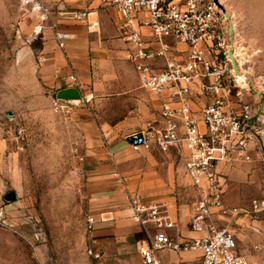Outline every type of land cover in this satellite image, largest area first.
Listing matches in <instances>:
<instances>
[{
	"label": "built area",
	"instance_id": "built-area-1",
	"mask_svg": "<svg viewBox=\"0 0 264 264\" xmlns=\"http://www.w3.org/2000/svg\"><path fill=\"white\" fill-rule=\"evenodd\" d=\"M101 8H113L120 16L121 38L129 51L140 88L160 105V120L128 135L130 148L171 153L183 162L184 175L194 191L189 229L198 237H183L179 222L168 207L126 187L130 218L146 242L139 248L142 264H175L173 254L197 253L200 264H264V240L243 252L237 234L219 229L218 222L240 211L227 204V177L220 164L252 163L254 154L264 164L263 83L252 82L243 70L238 25L233 14L214 0H100ZM24 18L35 19L28 45L52 28V9L45 0H19ZM91 10H73L69 16L88 22L89 32L100 27L89 22ZM71 35L55 32L64 50ZM79 91L80 105L89 108L96 99L85 92L77 77H70ZM202 105L200 116L195 106ZM52 107L58 115L71 116L74 104L55 96ZM251 212L264 217V198L251 202ZM6 211L0 208V225ZM97 220L88 215L86 230L92 234ZM100 259L101 254H95ZM1 264V263H0Z\"/></svg>",
	"mask_w": 264,
	"mask_h": 264
},
{
	"label": "rangeland",
	"instance_id": "rangeland-1",
	"mask_svg": "<svg viewBox=\"0 0 264 264\" xmlns=\"http://www.w3.org/2000/svg\"><path fill=\"white\" fill-rule=\"evenodd\" d=\"M45 1L52 11L60 6L67 12L78 10L67 7L77 0ZM221 1L238 25L243 70L253 83L264 85V0ZM34 23L35 19L20 14L19 0H0V208L6 211V223L0 225V262L120 264L108 255L104 245L95 242L99 225L107 231L117 220L125 223L127 231L144 233L129 218V204L117 199L98 206L90 186L91 165L81 153L82 129L75 125L72 115L54 112L56 93H47L27 69L26 48L30 45L26 37ZM262 100L264 103V86ZM253 154L252 163L229 165L244 175L230 177L224 172L227 204L240 212L217 226L234 231L244 250L254 244L255 235L261 237L260 243L264 240V217L251 212V202L264 198V164ZM135 155L132 149L126 153L127 166L141 162L142 157ZM182 165L177 155L175 167ZM182 176L183 201L191 207L195 194L189 179ZM108 211L123 214L118 218L97 217L96 230L88 233V215ZM144 239L146 242V236ZM97 253L100 259L95 258ZM186 255L188 264H200L197 253ZM251 260L262 263L259 257Z\"/></svg>",
	"mask_w": 264,
	"mask_h": 264
},
{
	"label": "crops",
	"instance_id": "crops-1",
	"mask_svg": "<svg viewBox=\"0 0 264 264\" xmlns=\"http://www.w3.org/2000/svg\"><path fill=\"white\" fill-rule=\"evenodd\" d=\"M100 6V0L67 4L69 8L93 11L89 22L98 20L100 23L93 32H89L88 22L72 19L65 7L53 10L50 23L53 27L26 48L27 69L47 93L57 96L61 91L75 89L70 80L72 75L85 92H94L96 99L89 108L79 102L74 104L72 117L75 125L82 129L81 153L90 162V186L99 207L113 204L117 199L129 204L127 187L150 201L165 204L179 222L175 235L198 237L189 229L194 202L189 207L183 201L180 186L184 172L183 165L175 167L177 152L140 150L134 158L142 157L141 162L126 165V153L131 149L128 135L143 130L149 122L160 120V105L152 94L140 88L135 68L129 61L128 47L121 38L119 13L113 8L99 9ZM56 31L71 35L64 50L57 45ZM201 106H195L197 116H200ZM232 167L220 164L219 170L230 177L245 174L235 173ZM127 213L130 218V209ZM120 214L123 213L108 211L94 217L96 220L106 215L118 218ZM123 226H126L124 222L116 220L103 231L99 225L95 242L104 245L108 255L120 264H142L139 248L145 244V236L127 231ZM261 241V237L255 235L254 244L250 249H242L243 252L252 253V247ZM187 257L186 253L173 254L170 260L175 264H188Z\"/></svg>",
	"mask_w": 264,
	"mask_h": 264
},
{
	"label": "water",
	"instance_id": "water-1",
	"mask_svg": "<svg viewBox=\"0 0 264 264\" xmlns=\"http://www.w3.org/2000/svg\"><path fill=\"white\" fill-rule=\"evenodd\" d=\"M215 3L219 4L218 0H214ZM57 98L63 102L70 103V104H75V103H80L81 97L80 93L77 89H69V90H64L61 91L60 93L57 94ZM76 99L77 102L74 100Z\"/></svg>",
	"mask_w": 264,
	"mask_h": 264
},
{
	"label": "bare ground",
	"instance_id": "bare-ground-1",
	"mask_svg": "<svg viewBox=\"0 0 264 264\" xmlns=\"http://www.w3.org/2000/svg\"><path fill=\"white\" fill-rule=\"evenodd\" d=\"M220 2L222 3V1L220 0Z\"/></svg>",
	"mask_w": 264,
	"mask_h": 264
}]
</instances>
